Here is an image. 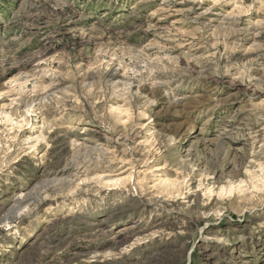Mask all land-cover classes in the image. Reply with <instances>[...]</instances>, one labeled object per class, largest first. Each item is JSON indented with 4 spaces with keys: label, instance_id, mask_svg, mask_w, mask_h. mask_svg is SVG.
I'll return each mask as SVG.
<instances>
[{
    "label": "rangeland",
    "instance_id": "obj_1",
    "mask_svg": "<svg viewBox=\"0 0 264 264\" xmlns=\"http://www.w3.org/2000/svg\"><path fill=\"white\" fill-rule=\"evenodd\" d=\"M0 264H264V0H0Z\"/></svg>",
    "mask_w": 264,
    "mask_h": 264
},
{
    "label": "bare ground",
    "instance_id": "obj_2",
    "mask_svg": "<svg viewBox=\"0 0 264 264\" xmlns=\"http://www.w3.org/2000/svg\"><path fill=\"white\" fill-rule=\"evenodd\" d=\"M37 98V97H36ZM35 99H33V100H29L28 101V103H30V104H33V103H35ZM41 101V100H40ZM19 103V102H18ZM26 104L25 103V105L23 106L24 108H28L29 107V104ZM21 104V106H22V103H20ZM22 109V108H21ZM27 113V112H26ZM21 116H22V114H21ZM38 140V139H37ZM29 141V140H28ZM35 142V141H34ZM79 146V145H78ZM75 147V146H74ZM81 149V148H80ZM88 149V148H87ZM79 150V149H78ZM83 150V149H82ZM81 150V151H82ZM76 151V150H75ZM84 151V150H83ZM77 179V178H76ZM25 194H23V196H24ZM29 199H30V195L28 194H26V196H24V197H19V199L17 198V200L16 201H14L15 202V204L16 205H11L10 206V209L8 210V212H7V214H12V213H14L15 211H21L22 209H24V205L27 207V204L29 203ZM30 204V203H29ZM28 204V205H29ZM26 212H27V210H26ZM16 215V214H15ZM128 243V242H127ZM61 248V247H60ZM59 250V249H58ZM113 250V249H112ZM91 256V255H90Z\"/></svg>",
    "mask_w": 264,
    "mask_h": 264
}]
</instances>
